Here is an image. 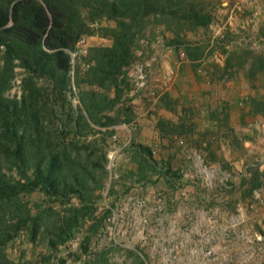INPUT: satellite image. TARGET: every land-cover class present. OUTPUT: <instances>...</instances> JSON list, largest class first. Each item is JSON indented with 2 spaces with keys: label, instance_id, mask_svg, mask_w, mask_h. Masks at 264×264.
<instances>
[{
  "label": "trees",
  "instance_id": "1",
  "mask_svg": "<svg viewBox=\"0 0 264 264\" xmlns=\"http://www.w3.org/2000/svg\"><path fill=\"white\" fill-rule=\"evenodd\" d=\"M212 20L205 0H0V264H25L6 252L20 232L33 242L42 235L52 251L87 220L95 232L110 213V207L96 213L107 176L106 138L128 119L129 108L118 104L131 84L127 71L138 42L155 34L151 25L159 24L164 43L181 48L210 80L233 77L241 68L253 79L264 69V50L228 47L218 37L223 63L201 64L207 44L188 42L185 33ZM82 34L111 42L89 45L73 63L68 50ZM18 73L20 93L8 95ZM248 103L264 113V97ZM158 125L178 132L186 122L161 118ZM261 175L264 168L254 166L241 180L249 185L246 193L261 184ZM33 191L42 200L32 205L27 196ZM89 239L87 233L82 238L84 252ZM102 260L105 251L80 264Z\"/></svg>",
  "mask_w": 264,
  "mask_h": 264
},
{
  "label": "rangeland",
  "instance_id": "2",
  "mask_svg": "<svg viewBox=\"0 0 264 264\" xmlns=\"http://www.w3.org/2000/svg\"><path fill=\"white\" fill-rule=\"evenodd\" d=\"M205 2L213 14L212 22L208 27H198L185 33L186 41L207 44L204 56L201 57L204 63L215 62L221 65L224 61L225 54L220 46V41L216 42L215 38L210 40L211 35L218 28L226 30L228 47L246 46L254 52H261L264 49V41L254 40L256 33L264 34V0H205ZM103 22L110 23L111 21ZM151 27L155 34L150 36L147 29L149 36L138 42L137 56L128 67V71H133L137 63H144V60L149 58L151 51L160 47L159 43L163 40L160 34L161 26L153 24ZM90 35H94L89 38L90 45L104 44L105 39L99 38L100 35ZM175 50L176 62H180L179 56L182 49ZM239 51L241 52V49ZM182 56L185 58L186 55ZM78 59L79 57L73 62L76 63ZM210 67L212 68L211 65ZM145 68L147 78L146 64ZM172 72L175 73L173 68ZM172 72L171 74H173ZM20 76L18 73L13 85L6 91L8 95H19ZM243 77L248 78L241 68V71L233 77L221 79V84L212 87L211 91L212 94L216 92L219 96L227 98L230 115L234 114L235 121L240 126L250 128L251 124L248 123H253L256 120L250 116L247 100L252 96L264 97V71H257L250 82H247ZM253 81L255 83L252 84ZM134 82V79L130 77L131 85L136 87ZM173 86H175V81H173ZM74 89L76 90V86ZM198 94L202 95V93ZM72 99L76 102V95ZM232 99L236 100L235 103L230 102ZM190 111L193 113L192 116H197L200 109ZM237 112L248 113L249 119L244 121L239 117L238 122ZM115 131L116 137H113L112 134L106 138L107 160L113 146L118 145L121 141L120 136L122 135L117 129ZM240 132L243 138V133ZM123 150L121 148L115 152V164L110 171L107 168L102 197L97 202L96 210V213L101 215L105 208L109 207L107 204L120 210L121 219L114 231L111 232L108 226L110 223L107 218L111 215L109 213L95 232L86 228L89 222L87 220L73 238L58 245L57 249L52 251L46 247L45 237L42 235L35 242L28 238L27 233L20 240L11 239L6 245L8 256L13 260H17L21 256L22 262L25 264H52L55 261L59 262L60 257L64 260L61 264H79L85 259L95 258L97 252L105 251L106 260H102L100 264H264V253L259 251V248L256 256L247 255V244L249 243L247 234L251 233L253 226L252 217L249 216L251 207L243 198L238 200L239 195L237 190H232L231 182L222 178L220 174H215L211 179L200 177L203 183L201 191L205 193L201 200L193 198L188 201L181 192L175 194L164 190L161 195L164 194L165 199L159 200L158 198L161 196H156L152 202L144 200V203H141L143 204L141 209H137V206L132 202L133 199L121 198L122 196L117 191L125 185L128 186L127 189L133 185L123 181L124 176L120 175L117 169V159ZM240 151V153H245L242 149ZM192 167L198 168L194 164ZM225 168L230 170L229 166H225ZM191 169L193 172L194 169ZM197 172L200 171L197 170ZM114 185L116 187H113L112 192H115L116 196L109 199L107 197L108 190ZM223 188L228 194L224 203V215L219 199H216L214 194ZM123 192L124 190L120 193ZM27 198L33 205L42 200V195L38 191H33L28 194ZM50 203L58 206L53 201ZM32 209L35 210V207L33 206ZM171 224H174V230H168ZM235 230H240V233L243 230L242 234L244 235L240 238L236 235L233 236ZM86 233L90 234V239L88 251L84 252L81 242ZM257 245H261L260 250L264 251V243ZM243 247L244 249L240 251V248Z\"/></svg>",
  "mask_w": 264,
  "mask_h": 264
},
{
  "label": "crops",
  "instance_id": "3",
  "mask_svg": "<svg viewBox=\"0 0 264 264\" xmlns=\"http://www.w3.org/2000/svg\"><path fill=\"white\" fill-rule=\"evenodd\" d=\"M217 37L229 46L225 29L218 28L210 40ZM254 37V40L264 41L263 33L258 32ZM99 38L105 39L104 44L111 42L108 37ZM159 45L144 60L148 70L145 84L136 87L130 84L118 104L127 106L129 113L126 121L121 120L115 124V129L122 135L120 142L124 145V150L117 159V169L124 176L123 181L133 184L129 189L127 185L117 189L118 194L121 198L133 199L137 209H141L144 200L152 202L156 196H161L159 200L165 199V195H161L164 190L175 194L181 192L188 201L193 198L201 200L205 193L201 191L203 183L200 177L211 179L215 174H220L231 182L232 190H237L238 200L243 198L251 207L249 216L252 217L253 226L251 233L247 234V255L256 256L259 251L264 253L260 250L261 245H257L264 243V176H260L261 184L252 188L249 193L245 191L248 183H241L243 178L251 176L254 166H258L260 170L264 168V113L251 111L248 106L251 118L256 121L248 123L251 124L250 128L240 126L235 121L234 114L230 115L228 99L216 92L212 94L211 88L220 85L221 79L210 80L204 69L196 67L195 60L187 56H179L181 61L176 62V48L165 44L163 40ZM203 63L204 61L201 62ZM244 79L252 81L250 78ZM235 101L230 100L231 103ZM193 109H200L197 116H192L190 110ZM237 114L238 122L239 117L244 121L249 119L248 113ZM121 116L124 117L125 114L122 113ZM161 118L174 122L183 120L188 127L185 125L178 132H165L158 125ZM122 122L130 125L120 126ZM241 149L245 153H240ZM193 164L198 168L192 167ZM225 166H229L230 170ZM191 168L194 169L193 172ZM113 187L116 185L108 190L109 199L116 196L112 192ZM225 190L223 188L214 193L222 206L223 215L224 203L228 197ZM107 205L111 207L110 204ZM173 226L171 224L168 230H174ZM242 233L243 230L241 233L240 230H235L233 236L240 238L244 235ZM243 249L244 247L240 248V251Z\"/></svg>",
  "mask_w": 264,
  "mask_h": 264
},
{
  "label": "built area",
  "instance_id": "4",
  "mask_svg": "<svg viewBox=\"0 0 264 264\" xmlns=\"http://www.w3.org/2000/svg\"><path fill=\"white\" fill-rule=\"evenodd\" d=\"M89 38L90 35L88 34H82L78 40L75 43L74 48L69 49V54L71 57V61L73 62L76 58H78L81 54L85 53L87 50V47L90 45L89 44ZM184 54L183 51L180 52V56H182ZM74 63V62H73ZM146 68H145V64L144 63H137L135 65V68L133 71H128V76L132 77V79H134V85L136 86H143L146 82ZM120 126H127L130 125L128 123L122 122L119 124ZM116 130V129H115ZM116 132V131H115ZM113 133V137H116V133ZM124 148V145L122 144V142L118 143V145L113 146V148L111 149V151L108 154L109 159L107 160V164L106 167L109 169V171L113 168L114 164H115V152L119 151L120 149ZM110 216H108V221L110 223L109 228L114 231L116 229V225L119 221L120 218V210L115 209L114 207H110ZM24 236V234L22 232H20L18 235H16L13 239L14 240H20L22 237ZM21 260H23V258L21 257ZM52 264H57V261L53 262Z\"/></svg>",
  "mask_w": 264,
  "mask_h": 264
}]
</instances>
